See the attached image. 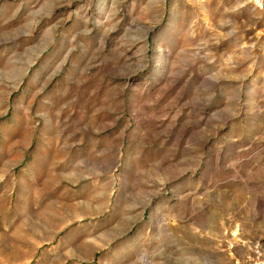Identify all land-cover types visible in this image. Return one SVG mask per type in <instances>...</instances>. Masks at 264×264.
Wrapping results in <instances>:
<instances>
[{
	"label": "rangeland",
	"instance_id": "1",
	"mask_svg": "<svg viewBox=\"0 0 264 264\" xmlns=\"http://www.w3.org/2000/svg\"><path fill=\"white\" fill-rule=\"evenodd\" d=\"M0 264H264V0H0Z\"/></svg>",
	"mask_w": 264,
	"mask_h": 264
}]
</instances>
